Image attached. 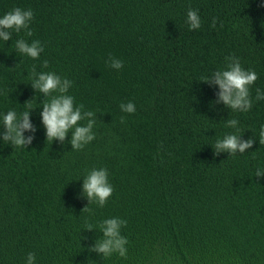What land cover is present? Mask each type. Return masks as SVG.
Here are the masks:
<instances>
[{
    "label": "trees",
    "instance_id": "trees-1",
    "mask_svg": "<svg viewBox=\"0 0 264 264\" xmlns=\"http://www.w3.org/2000/svg\"><path fill=\"white\" fill-rule=\"evenodd\" d=\"M14 7L34 11L33 35L0 41V111L39 107L46 97L28 76L55 71L97 123L96 139L72 151L71 132L46 142L38 108L36 131L24 133L32 143L0 146V264H24L28 252L38 264H84V249L102 235L83 231L85 223L112 216L127 220L128 257L93 253L98 264H264V180L255 177L264 146L214 157L210 145L231 118L243 139L253 136L264 101L230 113L219 88L200 82L234 54L264 88V0H0V14ZM190 8L199 30L185 23ZM19 38L43 44L39 60L15 51ZM113 57L122 69L109 66ZM129 101L133 114L119 107ZM93 167L108 169L114 192L83 211L77 180Z\"/></svg>",
    "mask_w": 264,
    "mask_h": 264
},
{
    "label": "clouds",
    "instance_id": "clouds-1",
    "mask_svg": "<svg viewBox=\"0 0 264 264\" xmlns=\"http://www.w3.org/2000/svg\"><path fill=\"white\" fill-rule=\"evenodd\" d=\"M33 20L34 11L31 8L14 7L0 14V41L7 42L12 39L13 33L19 34L22 31L31 37L33 33L30 26ZM185 23L189 31L201 29L202 20L198 10L190 8L186 13ZM215 23L216 21L213 20V27ZM14 49L24 58L32 60H39L41 53L44 52L43 44L35 39L30 43L24 38L16 39ZM109 66L118 71L122 69L123 61L114 57L110 58ZM43 68H48L47 60L43 61ZM28 77L31 80V87L43 94L46 100L35 108L32 101H29L20 112L15 109L0 111V128L4 130L3 136L0 137V146L27 148L32 143L33 137H25L24 133L36 131L31 122V111L38 108L42 109L39 117L45 130L46 142H50L51 145L57 140L65 141L70 132L71 138L68 143L72 151H79L96 139L97 114L85 109L82 103L76 102L75 97L70 94L73 85L70 79L62 77L55 71L33 70ZM257 80V72L252 68H245L240 58L234 54L225 57L222 68L200 77V82L219 88L218 100L230 110V113H246L252 109L254 103L264 101V88L255 86ZM119 107L123 113L127 114H133L136 111V105L132 101L121 103ZM120 119L121 123H124L125 118L122 116ZM223 124L230 131L225 132L222 137L210 144L214 157L222 153L228 154L229 157L238 156V153L239 156L246 155L257 141L260 146H264V123L260 124L258 131L253 132L254 135L246 140L243 139L244 133L241 134L238 119L231 118L223 121ZM255 177L264 180V165L256 167ZM81 179L83 180L82 196L88 201V206L83 211L88 210L92 204L104 207L114 192L108 169L93 167L77 181ZM126 225L127 220L119 216L104 218L95 224L86 222L83 231H96L102 235H97L92 245L84 249L89 254L84 264H98V261L91 258L93 253L103 261L114 256L127 259L129 240L122 234ZM81 239L87 240L88 237L81 236ZM24 264H38L36 254L28 252Z\"/></svg>",
    "mask_w": 264,
    "mask_h": 264
}]
</instances>
